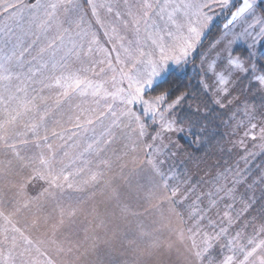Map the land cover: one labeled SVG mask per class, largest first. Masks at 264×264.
Listing matches in <instances>:
<instances>
[{
  "label": "snow or ice",
  "instance_id": "1",
  "mask_svg": "<svg viewBox=\"0 0 264 264\" xmlns=\"http://www.w3.org/2000/svg\"><path fill=\"white\" fill-rule=\"evenodd\" d=\"M237 2L87 0L88 17L82 0H0V264H174V253L177 264H264V172L250 167L264 155V98L260 108L228 99L233 69L251 72L264 91L256 75L264 65L252 53L249 64L232 55L240 39L264 41V7ZM219 16L225 23L209 50L225 69L209 64L217 87L202 83L221 109L236 105L224 123L243 135L228 151L244 155L210 178L166 172L187 96L172 98L164 74L169 63H187ZM22 214L47 229L62 260L18 226Z\"/></svg>",
  "mask_w": 264,
  "mask_h": 264
},
{
  "label": "rangeland",
  "instance_id": "2",
  "mask_svg": "<svg viewBox=\"0 0 264 264\" xmlns=\"http://www.w3.org/2000/svg\"><path fill=\"white\" fill-rule=\"evenodd\" d=\"M262 0H257V4H260ZM22 3L28 4L32 3L33 0H21ZM234 3H239L237 0H233ZM83 11L91 17V9L87 4V0H82ZM219 12V9H216ZM259 11V9H257ZM104 15V12H101ZM223 19V24L225 23V19L222 16L217 17L218 22ZM218 38V37H217ZM99 39L102 44L107 48H111L112 45L106 41V38L103 35V31L99 32ZM249 45H252L249 47ZM241 46L248 51L247 57L243 58L239 54L232 52L233 57L239 58L243 63L249 64L252 61L249 60V53L253 54L254 60L261 52L264 50V41L257 40L255 43L253 41L240 39L238 40L233 48ZM210 45L206 48V50L200 55L198 63L196 64V69L201 74L200 80V90L196 93H191L187 96V98L181 103V105L176 110V115H179L184 121L185 131L172 133L170 135V139L177 142L179 144L178 154L168 161V164L165 166V171H168V168L171 167L173 169L179 170L181 173H186L188 176L195 177L197 179L201 177L215 176L223 167H226L225 161L228 164H234V162L239 158V156L244 155V153L240 152L239 149L229 153V149L232 146V142L238 139V136L243 135V130H241L238 136L232 135V126H226L224 121L228 120L233 112H235L236 105L233 104L225 109H221L218 105L213 103L215 99L214 92H208L207 94L204 91L203 83L206 82L208 85H211L214 89L217 87V77L213 74L211 70H208L209 64H215V71L219 72L225 69V64L221 62V57L216 54L215 51L209 50ZM197 50V49H196ZM195 50V52H196ZM194 52V53H195ZM115 53H112L113 64H115ZM227 55V54H225ZM194 54L190 55L187 58V62H189ZM202 57H206L202 66ZM186 63L181 64L180 66L185 65ZM178 68L175 64L169 63L165 75L171 71ZM206 70H208L206 72ZM262 73L257 72L256 75H261ZM234 81V86L230 85L231 96L228 99H232V97L239 96L241 101L247 100L249 104H255L257 108H260L262 98H264V91L260 90L259 85L257 84L255 78L253 77L251 72H241L239 70L233 69V74L230 77ZM124 88L127 87V84L120 85ZM111 89V84L107 85ZM152 96H144V99H150ZM227 105V100L224 101ZM197 105H199V111L197 112ZM132 110L138 114L143 115V104L135 103L130 105ZM144 116V115H143ZM145 117V116H144ZM146 118V123L149 126V131L152 130V121L149 117ZM242 113L237 116V120L242 119ZM144 121V120H143ZM191 123V127L189 124ZM235 121H233V125ZM200 128H206V132H201ZM257 132L259 129L256 130ZM178 135L184 136L192 146L197 147L195 152L189 153L186 152L181 144L178 142ZM167 142V140L165 141ZM249 144V149L251 151H255L257 153L260 152V149L257 147L253 149L251 147L252 141L249 139L247 141ZM257 144L259 141L256 142ZM121 144L115 145V147H120ZM175 150V149H173ZM240 168L245 167V163L243 160L240 161ZM250 167L253 172H256L257 168H260L261 172H264V155H258L254 161L250 162ZM259 175V173H257ZM39 191L37 186H31L28 189L30 195H35L36 192ZM243 191V189H241ZM256 197L259 198L260 190L257 188L255 190ZM251 195V193H249ZM221 210H224L225 206L221 204ZM235 211H239V205H237ZM260 212V205L258 204L255 209L247 217L248 220L252 219V217H258V213ZM186 218V217H185ZM243 223V221H242ZM259 223V218L257 220V226ZM18 226L25 231V234L29 236L30 239L33 240L34 244L41 245L42 247L49 248L51 252L52 258L56 261H60L63 259L62 256L56 254L48 244L49 234L47 229L43 227H35L31 223V217L27 214H22L19 217ZM253 228L249 227L247 230L246 236L252 235ZM246 242V241H245ZM191 243V241H189ZM179 257L174 253L173 254V262L177 264Z\"/></svg>",
  "mask_w": 264,
  "mask_h": 264
},
{
  "label": "trees",
  "instance_id": "3",
  "mask_svg": "<svg viewBox=\"0 0 264 264\" xmlns=\"http://www.w3.org/2000/svg\"><path fill=\"white\" fill-rule=\"evenodd\" d=\"M261 7H264V2H260L259 4ZM223 23V19L218 22V27L214 28L211 33L203 40V43L197 48L196 52L192 59L187 62L183 66H179L178 68L169 71L164 79L166 83L163 85L164 88H167L172 93V98L180 93H185L188 96L191 93H196L200 90V80L201 74L196 69V64L198 63L200 55L206 50V48L211 44L214 39H217L219 36V28H221V24ZM234 52L242 56L243 58L247 57L248 51L241 47L237 46L234 48ZM255 61L259 64L264 65V50L262 49L261 52L256 57ZM264 74V72H260ZM154 93H147L146 96H153ZM141 115V119L146 121V118ZM178 142L181 144L183 149L186 152L192 153L195 152L197 147L192 146L188 139H186L182 135H178L177 137Z\"/></svg>",
  "mask_w": 264,
  "mask_h": 264
}]
</instances>
